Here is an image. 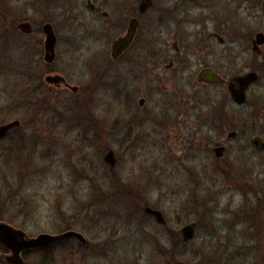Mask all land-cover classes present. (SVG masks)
<instances>
[{
  "label": "rangeland",
  "instance_id": "rangeland-1",
  "mask_svg": "<svg viewBox=\"0 0 264 264\" xmlns=\"http://www.w3.org/2000/svg\"><path fill=\"white\" fill-rule=\"evenodd\" d=\"M215 1L179 2L191 7L180 26L189 40L204 26L215 29ZM85 2L0 0V125L21 120L0 140V221L30 237L76 230L87 239L66 238L50 250L29 252L25 264H264V154L254 153L243 138L233 140L224 158L231 165L227 173L210 156V144L197 161L184 155L185 128L176 118L181 93L190 94L193 82L170 81L167 89L151 92V81H139L128 88L149 96L159 122L125 113L111 57L117 17L108 7L111 16L98 18ZM176 3L154 0L139 38L152 29L166 38L163 8ZM202 4L206 22L198 17ZM23 20L33 23L32 34L17 27ZM46 21L58 35L56 68L84 92L37 89L45 74ZM121 88H127L123 82ZM220 97L211 88L202 99V138L221 135ZM225 111L232 117L225 130L243 131L245 111L232 105ZM97 122L95 135L109 142L87 140V129ZM115 137L130 140L120 144ZM109 151L115 165L105 160ZM146 206L161 210L166 223ZM193 221L196 234L185 242L180 230ZM7 254L0 243V264H11Z\"/></svg>",
  "mask_w": 264,
  "mask_h": 264
},
{
  "label": "flooded vegetation",
  "instance_id": "flooded-vegetation-1",
  "mask_svg": "<svg viewBox=\"0 0 264 264\" xmlns=\"http://www.w3.org/2000/svg\"><path fill=\"white\" fill-rule=\"evenodd\" d=\"M142 1L114 0L109 5L107 0H86L85 2L86 8L98 18L101 16L108 19L111 16L108 7L112 8L117 17L114 26L118 31L113 42L125 36L132 23L137 21L136 33L131 43L116 57L112 55L113 42L111 44V57L116 62V71L119 76L118 84H120L117 93L125 113H132L131 117L142 115L141 121L144 122H159L158 114L152 109L154 106L149 108V96H143L142 92H139V96L137 91L128 88L133 87L139 81H151V92L157 91L155 89H158L156 88L158 86H164L167 89L166 83L170 81L193 82L190 94L181 93L183 104L176 118L177 122L185 128V134H181L180 138L184 155H188L187 158L197 161L201 157L202 146L210 144L212 151L210 156L214 157L216 160H213L219 163L218 169L229 172L231 171L230 162H225L224 158L228 154L233 140L243 138L247 147H250L254 153L264 154V0L215 1L214 9L215 18L217 19L214 24L215 29L211 31L209 28L205 29L204 26V29L202 28L195 33L190 32V35L194 34L193 38L195 40L193 41L189 40L190 38L184 32V29H180L182 22L187 20L190 12L189 8H191L185 5L180 6L181 3L179 2L183 0H177V3L172 7L163 8L166 17L164 16L161 21L169 29L166 38L158 30L152 29L149 36L140 39L139 31L144 16L151 11L154 5V0H150V6L142 11L140 8ZM194 1L189 0V3ZM219 2L223 3L222 7L218 5ZM201 7L203 9L198 17L200 21L206 22L208 17H205L203 12L205 5L202 4ZM170 14H172L173 19L170 18ZM45 23L51 22L46 21L42 24L43 33ZM218 24L223 25L224 28L219 27ZM171 26L174 29H170ZM33 28L32 23L30 33L22 32L32 34ZM53 30L57 37L55 57L52 61L45 59L46 35L44 33L43 63L45 70H43V73L45 74L44 81L38 85L37 89L49 86L54 87L55 90L65 88L72 91L73 94L84 92L81 84H73L67 76L56 68L58 35L54 26ZM49 75H61L64 79L59 82H50L47 80ZM122 82L124 87L127 88H121ZM211 88L220 90V106L218 107V120L220 121L219 127H217L222 130L220 136L202 138L201 119L204 103L202 99ZM34 92H36V88ZM233 92L241 93L244 96V101L239 103ZM229 105L242 108L246 117H248L241 132L237 130L227 132L225 130V126L232 119L231 115L225 111V107ZM80 108L83 109V113L89 111V107H84V104ZM128 121L134 123L130 120V117ZM98 123H95L96 126L87 129L89 134L87 140L98 143L109 142L112 138H105L101 134L100 136L95 135ZM15 127L11 128L7 135ZM97 128L101 130V127L98 126ZM114 139L115 142L120 144L130 140L129 137H115ZM147 213L151 217H155L152 213ZM56 242L58 241L51 244ZM31 250L34 249L23 252L24 261V255L26 256L27 252Z\"/></svg>",
  "mask_w": 264,
  "mask_h": 264
},
{
  "label": "water",
  "instance_id": "water-1",
  "mask_svg": "<svg viewBox=\"0 0 264 264\" xmlns=\"http://www.w3.org/2000/svg\"><path fill=\"white\" fill-rule=\"evenodd\" d=\"M150 0H143L141 3V10L145 11L147 7L150 6ZM17 27L26 33H30L32 31V23L28 20H23L18 23ZM137 28V21L132 23L127 34L119 39H116L112 44V55L116 57L122 52L132 41ZM43 30L46 35L45 38V48L46 55L45 59L47 61H52L55 57V45L57 41L56 34L53 30V26L51 23H45L43 25ZM64 79L61 75H49L47 76V80L50 82H59ZM235 98L239 103L244 101V96L239 92H233ZM21 121L19 119L12 120L10 122L4 123L0 125V139L4 138L9 130L15 126H19ZM256 141V139H254ZM220 152V149H219ZM105 160L111 164H115L116 159L113 151H110L105 156ZM147 212L155 215L157 220L160 223H165V217L161 210L152 208L147 206L145 209ZM197 229V222L193 221L185 224L180 232L182 238L185 242L191 240L195 234ZM76 237L81 242L85 243L87 241L86 237L76 230H68L59 234H50V233H40L35 237H28L26 232L17 229L10 225L9 223H5L0 221V243L6 246L10 250V254L6 255L5 258L11 264H24V258L22 256L23 252L32 248H37L41 246L49 245L55 241H59L66 238Z\"/></svg>",
  "mask_w": 264,
  "mask_h": 264
},
{
  "label": "trees",
  "instance_id": "trees-1",
  "mask_svg": "<svg viewBox=\"0 0 264 264\" xmlns=\"http://www.w3.org/2000/svg\"><path fill=\"white\" fill-rule=\"evenodd\" d=\"M3 247V246H2ZM54 247V244H51V245H48V246H45V247H39V248H36L34 250H31V251H28L26 255L29 254V252H35V251H44V250H50ZM1 260V259H0Z\"/></svg>",
  "mask_w": 264,
  "mask_h": 264
}]
</instances>
